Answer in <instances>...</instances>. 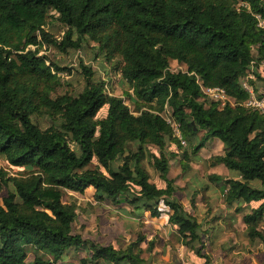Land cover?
I'll return each mask as SVG.
<instances>
[{
	"label": "trees",
	"instance_id": "obj_1",
	"mask_svg": "<svg viewBox=\"0 0 264 264\" xmlns=\"http://www.w3.org/2000/svg\"><path fill=\"white\" fill-rule=\"evenodd\" d=\"M257 15L264 20V0H0V158L22 169L0 167V264H60L69 250L82 252L79 264H149L137 240L120 247L73 233L77 207L64 191L89 187L96 200L125 204L128 214L165 211L181 240L201 243L203 224L174 196L167 174L175 153L165 148L175 143L187 170L212 138L222 153L210 165L231 175L208 179L222 183L223 202L242 213L248 239L264 245V113L244 105L240 85L253 64L251 83L264 90ZM52 19L67 27L60 39L46 28ZM84 43L130 83L133 110L86 65L80 92L55 94L59 72L69 69L42 48L66 52ZM171 60L185 70L171 71ZM197 80L222 88L234 103L200 100ZM34 115L52 124L43 128ZM142 154L165 187L150 181Z\"/></svg>",
	"mask_w": 264,
	"mask_h": 264
},
{
	"label": "rangeland",
	"instance_id": "obj_2",
	"mask_svg": "<svg viewBox=\"0 0 264 264\" xmlns=\"http://www.w3.org/2000/svg\"><path fill=\"white\" fill-rule=\"evenodd\" d=\"M259 19L258 25L261 21L264 22L263 19ZM46 28L56 39H60L67 30L66 26L54 19L47 23ZM93 46L92 43H84L82 48L78 50L69 48L66 52H60L54 45L42 48L40 53L46 54L52 61L69 69V73L59 72L61 86L55 94L80 92L84 86L81 65H86L92 67L95 77L106 79L108 93L122 97L128 107L133 110L134 105L126 94L131 93L130 83L113 71L111 65L105 62L100 54L98 55ZM169 68L175 72L185 70L186 67L184 64L171 60ZM248 71L254 78L242 77L240 83L250 84L255 95H262L264 90L260 88L256 92L251 83L256 78L255 68H250ZM200 100L208 103L210 98L204 94ZM33 121L43 128L52 124V120L46 115H34ZM173 127L175 137L179 139L180 133L177 132L176 125L174 124ZM181 146H186V143H181ZM151 151L157 152V149L152 147ZM170 151L175 154L169 158L168 179L172 181L174 196L203 224L201 243L195 240L188 243V239L181 240L175 228L168 222V214L165 211L155 218L148 212H143L140 216L128 214L121 208L125 204H118L111 200H96L93 195L94 189L91 187L83 193L64 191V201L73 202L77 207V217L72 226L73 233L99 244L106 245L114 242L120 247L137 240L136 246L141 248V255L149 261V264H264V245L259 240L248 239L245 234V225L241 220L242 213H235L233 208H227L222 198L224 186L222 183L216 184L208 179V175L212 173L224 177L231 175L223 165H210L211 158L222 153L221 141L217 138L206 140L197 152L196 158L188 162L187 170H184L185 164L183 165L180 160L182 150L175 143H168L165 152ZM141 157L150 181L157 187H165V181L152 166L149 157L144 154ZM0 167L10 174L22 171L20 168H11L1 158ZM194 192H197L195 197ZM191 200L194 201L192 206ZM160 208L164 209L163 205H160ZM262 227L264 228V224ZM138 237L143 239L138 240ZM196 248H200V253H197Z\"/></svg>",
	"mask_w": 264,
	"mask_h": 264
},
{
	"label": "built area",
	"instance_id": "obj_3",
	"mask_svg": "<svg viewBox=\"0 0 264 264\" xmlns=\"http://www.w3.org/2000/svg\"><path fill=\"white\" fill-rule=\"evenodd\" d=\"M259 18L260 17L258 16L257 17L258 21L260 20ZM259 25L264 27V22L261 21ZM258 66L264 69V60L259 61ZM251 68H254L253 64ZM245 76L246 78L248 77V79L254 78V76L250 74L249 71H247V73L243 77ZM198 83L200 85L202 94L209 96L210 100L216 102L219 105V107H222L228 103L229 104L234 103L233 99L229 97L222 88L205 87L201 84V82L198 81ZM240 85L248 93V98L245 100L244 105L248 108L256 109L260 111L261 113H264V95H255L253 92L252 86L248 83L241 82ZM166 120L171 123V119L169 117H167ZM172 125L174 124L172 123ZM178 136H179V139L181 140V143H185L181 135H178Z\"/></svg>",
	"mask_w": 264,
	"mask_h": 264
},
{
	"label": "crops",
	"instance_id": "obj_4",
	"mask_svg": "<svg viewBox=\"0 0 264 264\" xmlns=\"http://www.w3.org/2000/svg\"><path fill=\"white\" fill-rule=\"evenodd\" d=\"M82 252H73L71 250L63 257L60 264H79V259L82 257Z\"/></svg>",
	"mask_w": 264,
	"mask_h": 264
}]
</instances>
